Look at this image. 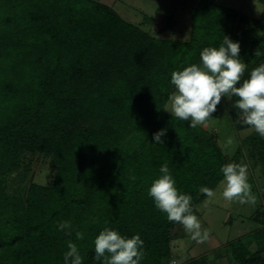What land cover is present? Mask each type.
<instances>
[{
    "label": "trees",
    "instance_id": "1",
    "mask_svg": "<svg viewBox=\"0 0 264 264\" xmlns=\"http://www.w3.org/2000/svg\"><path fill=\"white\" fill-rule=\"evenodd\" d=\"M192 20L190 39L177 40L152 35L98 0H0V264H64L69 241L83 264H102L94 239L105 227L140 235L141 264L163 263L174 223L147 194L160 167L167 163L198 215L207 198L200 187L214 190L221 167L237 163L204 127L166 110L171 73L199 64L203 48H218L224 36L239 42L248 65L241 83L264 64V9L254 18L201 0ZM246 142L264 159V138L253 131ZM37 152L52 155L55 176L11 192L10 175ZM63 221L72 224L70 236L58 229ZM254 240L264 243V227L226 245L232 264H264L262 251L250 249Z\"/></svg>",
    "mask_w": 264,
    "mask_h": 264
},
{
    "label": "clouds",
    "instance_id": "2",
    "mask_svg": "<svg viewBox=\"0 0 264 264\" xmlns=\"http://www.w3.org/2000/svg\"><path fill=\"white\" fill-rule=\"evenodd\" d=\"M260 56V50L255 51ZM248 67L240 58V44L224 36L222 44L217 47H205L200 52V63L191 64L183 70L171 73V85L174 91L169 95L170 108L167 110L172 117L190 121L189 127L195 129L206 125L213 118L221 103L222 97L229 100L235 96V107L240 110V120L244 125L264 138V64L251 70L248 79L241 78ZM239 84V86H237ZM165 129L154 133V140L162 144ZM228 145L232 144L229 138ZM161 175L155 179L148 189V196L153 199L155 207L166 214L170 223H178L184 231L198 244L209 239L210 232L202 227L196 215L192 196L181 193L167 163L159 169ZM222 197L228 202L239 204L257 203L248 181V166L242 163H228L221 167ZM199 192L208 198L216 193L208 187H200ZM207 203V201H205ZM72 224L63 221L59 224L60 231L71 235ZM76 239L83 240L84 234L76 232ZM68 251L64 253V264H83V258L75 243H67ZM94 260L102 264H141L146 257L144 241L139 234L131 238L122 236L118 231L105 227L94 239ZM213 259V257H209Z\"/></svg>",
    "mask_w": 264,
    "mask_h": 264
},
{
    "label": "rangeland",
    "instance_id": "3",
    "mask_svg": "<svg viewBox=\"0 0 264 264\" xmlns=\"http://www.w3.org/2000/svg\"><path fill=\"white\" fill-rule=\"evenodd\" d=\"M115 8L126 20L131 21L152 35L160 38L189 40L191 37L192 14L201 0H98ZM220 5L232 7L243 13L258 18L264 9L261 0H216ZM243 25L249 27L250 22ZM264 34V29L260 30ZM241 49V47H240ZM241 58V57H240ZM242 59V58H241ZM244 62V60L242 59ZM175 90V89H174ZM169 110V101L165 106ZM234 108V109H232ZM239 109L227 97H222L217 111L206 125H201L222 148L228 159L236 156L237 163L248 166V181L257 203L239 204L223 199L221 180L215 187L216 195L197 203L198 217L202 227L210 232L209 239L198 244L184 231L182 225L174 223L170 229L169 255L162 264H185L193 259H206V264H232L234 258L228 243L245 237L264 227V159L253 157L252 146L246 138L253 132L249 127L241 128L237 122ZM240 116V115H239ZM238 120V121H237ZM232 144L228 145V139ZM238 156L237 154V150ZM21 169L9 177L10 191L30 183L49 184L55 176L56 166L52 155L28 153L24 156ZM207 201V203H205ZM264 243L254 240L251 251L261 250ZM213 259H209V257Z\"/></svg>",
    "mask_w": 264,
    "mask_h": 264
}]
</instances>
